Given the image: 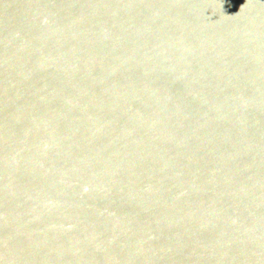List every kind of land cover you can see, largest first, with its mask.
Returning a JSON list of instances; mask_svg holds the SVG:
<instances>
[{
	"label": "water",
	"instance_id": "water-1",
	"mask_svg": "<svg viewBox=\"0 0 264 264\" xmlns=\"http://www.w3.org/2000/svg\"><path fill=\"white\" fill-rule=\"evenodd\" d=\"M0 264H264V0H0Z\"/></svg>",
	"mask_w": 264,
	"mask_h": 264
}]
</instances>
